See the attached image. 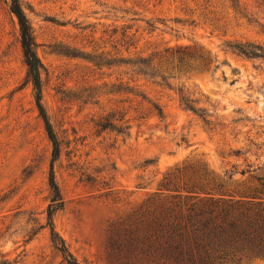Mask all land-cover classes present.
Listing matches in <instances>:
<instances>
[{
  "label": "rangeland",
  "instance_id": "rangeland-1",
  "mask_svg": "<svg viewBox=\"0 0 264 264\" xmlns=\"http://www.w3.org/2000/svg\"><path fill=\"white\" fill-rule=\"evenodd\" d=\"M241 1L238 13L226 0L204 9L190 0H20L43 65L41 102L61 141L53 170L63 203L53 223L78 262L115 264L109 226L150 197L185 194L195 173L233 195L264 176V60L227 46L264 48V7ZM177 46L192 54H155ZM148 56L146 75L117 65ZM26 72L17 19L0 0V252L18 264H67L40 227L51 143ZM180 90L207 110L209 125L184 108ZM109 113L130 128L97 130ZM173 173L177 192L161 186Z\"/></svg>",
  "mask_w": 264,
  "mask_h": 264
},
{
  "label": "trees",
  "instance_id": "trees-1",
  "mask_svg": "<svg viewBox=\"0 0 264 264\" xmlns=\"http://www.w3.org/2000/svg\"><path fill=\"white\" fill-rule=\"evenodd\" d=\"M202 8L209 6L210 0H190ZM234 12L240 13L241 0H226ZM255 7H264V0H251ZM9 10L16 17L19 26L23 60L27 67L26 81L32 84L35 105L41 117L48 140L51 143L49 163V203L46 207V221L40 227H48L50 241L67 264L78 262L55 230L53 216L62 207L60 188L54 176V162L61 152V141L53 129L42 105L41 71L43 65L36 53V41L30 22L20 0H9ZM227 46L248 58L264 60V48L252 42L227 43ZM190 55L188 46L166 48L165 54ZM200 58V57H199ZM152 57L118 59L117 65L129 67L132 74L146 75L144 69L150 67ZM179 61L182 57L179 56ZM206 67L207 59H203ZM156 73V71H155ZM159 75V74H158ZM132 89L129 91L131 92ZM132 93V92H131ZM135 95H138L134 93ZM144 99V96H142ZM179 101L187 110L200 117L204 124L211 123L207 110L196 106L198 101L180 90ZM155 114L164 118L163 110L154 105ZM112 113L102 116L95 123L97 130H116L123 133L130 125H119ZM128 135V133H126ZM236 154L240 150L235 151ZM145 160L144 165L151 164ZM242 174L246 170L240 171ZM173 175V176H172ZM164 176L161 186L166 190L178 191L172 178L176 174ZM182 189L185 194H169L150 197L144 202L143 210L128 218L113 222L108 228L107 247L115 264H250L264 260V176L255 177L256 184L233 194H225L207 178L195 173ZM17 258H10L0 252V264H18Z\"/></svg>",
  "mask_w": 264,
  "mask_h": 264
}]
</instances>
